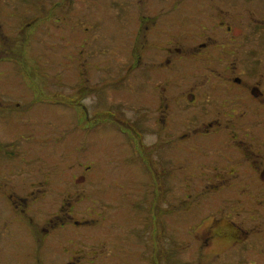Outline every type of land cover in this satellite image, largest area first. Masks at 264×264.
Masks as SVG:
<instances>
[{"label":"flooded vegetation","instance_id":"af4514ba","mask_svg":"<svg viewBox=\"0 0 264 264\" xmlns=\"http://www.w3.org/2000/svg\"><path fill=\"white\" fill-rule=\"evenodd\" d=\"M85 1L28 0L23 7L0 0V63L22 75L19 83L0 76V125L10 129L0 139V264H264V0ZM83 3L89 63L116 74L80 78L79 91L62 102L85 122L76 132L71 118L48 106L59 98L55 77L44 75L59 65L47 54L70 59ZM122 79L133 87L135 118L91 108L92 91ZM94 124L116 126L150 178L130 192L114 179L98 210L77 220L76 202L87 196L77 187L91 192L94 175L107 182L103 170L89 172L94 158L77 155L90 148ZM175 144L184 150L183 167L164 180ZM184 181L191 183L182 190ZM109 193L114 205L106 203ZM44 198L56 205L41 222L34 213L47 212ZM45 223L62 237H39ZM75 227L102 231L82 257L71 249ZM33 249L50 252L39 259Z\"/></svg>","mask_w":264,"mask_h":264},{"label":"rangeland","instance_id":"374dc122","mask_svg":"<svg viewBox=\"0 0 264 264\" xmlns=\"http://www.w3.org/2000/svg\"><path fill=\"white\" fill-rule=\"evenodd\" d=\"M19 2H22V6L24 7L25 4H28V0H18ZM78 1V0H77ZM90 1L92 3H99L102 0H86L85 2ZM125 1V0H122ZM78 3V2H77ZM124 7V6H123ZM74 28H75V47L73 48V53L71 54L70 59L67 61V63L63 62L64 56L67 54L64 52H58L56 53H49L47 54L49 57V60H53V58L59 62L58 67L53 66L52 69H47L44 76H50L55 77L53 80L57 83V88L55 91V99L59 98L58 105L55 104L54 101H48V106L52 108L53 112L57 114L60 117H69L72 120V125H74V128L77 129L76 132L81 131V125H84L85 122L82 121L77 115V108H68L64 106V102H67V97L72 96L73 94L77 93L79 91V88L81 87L79 85V79L82 78L84 80L88 81H94L96 79H101L106 76H111L116 74V69L107 68L104 69L102 66L95 67L92 63H89V59L86 56L87 53V47L85 45L86 43V22H85V6L84 3L82 6H78L76 10V14L74 17ZM110 38L111 36L108 35ZM4 54H0L2 57ZM33 57H35L37 54H30ZM73 57V58H72ZM71 62V63H70ZM52 67V66H51ZM55 67V68H54ZM44 69V67H43ZM122 73V72H121ZM41 73H37V76H40ZM100 74L99 77H97ZM0 76L10 77V81L12 83H19L17 78H22V75L19 74V71L13 67L11 64H8L6 62L0 63ZM126 82H130V79H122L121 82L117 84H113L111 86L105 87L102 85L100 90L92 91L90 98L92 100L89 101V105L91 108L95 107H112L118 112L125 113L127 112L130 117L135 118L133 112L131 111L132 108V99H133V87L131 84H126ZM126 84V85H125ZM73 97V96H72ZM62 102L64 104H62ZM46 105H43V107H47ZM42 107V106H39ZM98 121V120H96ZM96 121H91L88 124L94 123ZM138 123V122H137ZM140 126V124L138 123ZM142 126H145L144 123H141ZM141 127V126H140ZM92 131L89 133L88 136H86L87 141H91L90 148H88V144H86V149L83 151L82 148H80L77 151L80 153L81 161L84 160V157L86 160L91 161L93 158L97 161L95 163V166L90 169V173H98L99 170H103L105 175L107 176V182L99 183L100 182V175H94L92 178V186L91 192L88 187H85L84 185L78 186V190L83 191L82 193L87 194V196H83L79 201L76 202V206L74 208V214L77 220H80L81 217L85 214L86 210L88 211V214L91 212V208H96L95 210H98V206L102 205V192L107 191L103 190L104 188H107L110 183L114 179L121 181V188L126 191H133L132 188H144V186L148 183L149 175L147 172V169L145 168V164L143 161V158L140 157L135 152H132L129 149V146H127V142L124 140L123 135L119 132L116 126L114 125H97L94 124L92 126ZM9 130L7 128V124L3 123L0 125V139L2 141L6 140V136L9 135ZM13 129H11L12 131ZM142 131V129H141ZM146 136L151 140V133L144 131ZM82 134V133H81ZM79 135V133H77ZM85 138V137H84ZM164 148V147H162ZM172 150L174 152V160H170L169 163H164L162 168L166 169V177H164V180L172 179L175 177L176 172L180 170L183 167V163L179 160L180 153H183L184 150L182 148H177V145H172ZM86 151H90V154H86ZM171 154H173L172 151H170ZM89 157V158H88ZM88 158V159H87ZM125 162L124 164H122ZM176 162L180 163L178 166L176 165ZM83 163V162H81ZM94 164V161L92 162ZM107 164L110 166H113V169H109L107 167ZM118 164V165H117ZM83 166H86L87 164H82ZM117 167L115 168V166ZM28 176L30 177V180H36L38 177L31 176L28 171L26 172ZM189 173H192L193 175H198V171H189ZM197 180H193V183ZM188 184H190V181H186ZM185 181L181 183V189L183 190V185L186 186L187 183ZM172 184V188H173ZM87 186V185H86ZM108 188H113L108 186ZM77 190V189H76ZM77 190V192H79ZM90 192V194H89ZM113 192V191H112ZM96 193V194H95ZM110 195H106V203L110 205H114L116 203V197H114V194L109 193ZM113 195V196H112ZM131 198V197H130ZM141 198V197H140ZM175 198V197H172ZM52 198H44V200L41 201V206L43 209L47 212L42 213H34V217L41 218V222H45V219L48 220L51 219L52 213H54L56 202L51 201ZM76 199V198H75ZM79 199V198H77ZM121 199L118 198V202H120ZM55 203V204H53ZM47 206L45 209L44 207ZM91 207V208H90ZM47 214V215H46ZM92 212L90 213V215ZM135 215V212L133 213ZM177 217L178 220H183V217L179 213H174L173 218ZM42 228L45 230L43 231V234L39 233L38 228V235L41 238L45 239H60L62 237L63 230L56 229L55 234L53 233V229L51 228L50 224L45 223L42 225ZM101 227H91L89 229H85L83 227H75L73 232V243L71 244V249L73 251L81 250L79 253L81 254L80 257L83 255L84 247L87 246V243H97L95 241H98L100 239L102 231L100 230ZM107 228L109 229L107 233L108 238H115L114 231L109 228L107 225ZM35 229V228H34ZM73 229V228H72ZM60 237V238H59ZM47 241V240H46ZM59 243L62 245H66L67 243L65 241L59 240ZM99 245V244H98ZM48 252L40 251L33 249V252L35 253L34 256L37 255L39 259H41L42 254L49 253L50 250L47 249ZM79 255V254H78ZM114 262V261H112ZM181 261L179 260L174 262L176 264H179ZM80 264H86L83 261H81Z\"/></svg>","mask_w":264,"mask_h":264}]
</instances>
